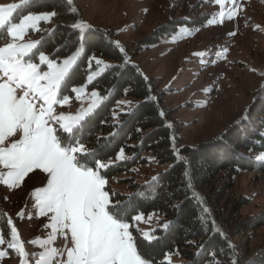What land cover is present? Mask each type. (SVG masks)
<instances>
[{"label": "rangeland", "instance_id": "374dc122", "mask_svg": "<svg viewBox=\"0 0 264 264\" xmlns=\"http://www.w3.org/2000/svg\"><path fill=\"white\" fill-rule=\"evenodd\" d=\"M13 3L20 4V0H0V5ZM235 5L237 8L232 18H229L228 13L234 7L233 0H225L223 5L217 4L216 0H72L67 10L75 7L81 13L79 21L91 25L92 29L101 28L114 33L115 43L119 42L125 49L128 62L137 65L145 76L154 78L158 90L164 93V105L170 118L178 122L182 143L195 145L215 138L237 120L247 119L246 109L255 96L264 95V0H235ZM32 6L31 0L22 5L14 13L16 20L28 12L54 11L56 15L62 12L57 8L35 12ZM221 11L225 13L222 22L210 24L209 20H220ZM55 17L53 21H56ZM52 20L41 21L36 29H29L24 40L18 43L37 42L40 51L50 59L54 58L57 63H62L73 53L57 58L56 48L50 51L41 48L43 33L51 29ZM196 21L202 24H196ZM162 26L169 29L159 32V41L143 40L153 34L154 29ZM85 37L79 36L82 39L79 46L84 48ZM9 42L11 37L0 34V46ZM93 55L111 67L115 64L97 53L91 54L90 58ZM89 67L91 70L85 80L71 84L69 89L87 85L81 98L77 99L76 94L68 90L67 81L62 84V93L69 95V103L58 105V114L74 115L81 108H87L93 91L103 97V102L107 100L108 95H102L99 88L89 86L108 68L100 72L94 61ZM42 68L47 70L45 65ZM92 72L98 75L88 83L87 77ZM116 101L114 122H117L120 114L131 112L140 99L124 95ZM260 154L262 152H257L256 157ZM167 168L168 165H160L151 158L149 165L135 169V177L140 181L150 180ZM257 173L242 172L234 179V187L228 191L226 200L230 207L240 195L250 198V203L238 214L241 220L264 209V175ZM129 175L121 174L107 179L106 190L111 187L113 191L125 192L126 187L119 179ZM45 184L46 174L39 170L29 173L18 188L9 189L0 184V234L6 241L0 245V251L7 253L0 259V264H22L25 259L7 246V241L11 239L8 219L12 220L24 243L28 253L27 264H37L40 257L52 248L63 255L55 256L51 264H59L61 259L66 261V249L72 246L70 232L67 235L57 233L50 243H44L51 235V229L47 227L50 220L46 216H39L34 207L35 201L31 194ZM21 212L23 217L20 216ZM129 224L130 231L137 229L142 236L152 234L155 238L154 233L159 228L166 230L170 221L158 212H151L144 214L141 221L133 220ZM165 224H168L166 229L163 227ZM238 241L252 255L264 244V226L246 230L236 237L235 242ZM163 260L169 264L188 262L179 250L167 253Z\"/></svg>", "mask_w": 264, "mask_h": 264}, {"label": "trees", "instance_id": "16d2710c", "mask_svg": "<svg viewBox=\"0 0 264 264\" xmlns=\"http://www.w3.org/2000/svg\"><path fill=\"white\" fill-rule=\"evenodd\" d=\"M32 7L35 12L53 8L62 11L56 15V21L52 20L51 29L43 33L41 48H56L57 58L73 53L82 40L72 27L79 21L80 11H68L67 0H36ZM165 29L169 28L154 29L143 40L159 41L161 30ZM84 41L86 51L66 80L68 90L71 84L85 80L91 70V54L97 53L115 64L89 86L99 88L108 98L83 122L82 142L87 149L98 150L101 161L108 164L101 170L105 179L130 173L119 179L125 192L107 187L113 203L119 201L120 206L127 208V216L158 212L170 221L166 230L159 228L154 233L156 237L151 242L133 229L138 251L151 264H169L163 259L175 250L188 260L184 264H264V244L249 255L240 241L235 242L246 230L264 226V209L241 220L238 214L250 198L240 195L231 207L226 200L234 179L242 172L258 171V175H264V161L256 157L257 152L264 153V95L255 96L246 109L247 119L237 120L209 141L184 145L178 122L170 118L164 105V93L158 90L155 79L145 76L137 65L125 64L123 54L115 47L114 33L94 28L87 32ZM124 95L134 96L140 102L114 122L116 100ZM121 149L124 160L117 158ZM151 158L168 168L155 181L138 180L135 169L149 165ZM185 171L190 174L192 189L186 186ZM204 207L208 214L202 211ZM133 220L129 218L127 222Z\"/></svg>", "mask_w": 264, "mask_h": 264}, {"label": "snow or ice", "instance_id": "6c2138e0", "mask_svg": "<svg viewBox=\"0 0 264 264\" xmlns=\"http://www.w3.org/2000/svg\"><path fill=\"white\" fill-rule=\"evenodd\" d=\"M28 3L29 0H20V4L0 5V34L11 37V42L0 46V184L15 189L29 173L39 170L46 174V184L31 195L39 216L50 220L47 227L51 229V235L44 243H50L57 233L67 235L70 232L72 246L66 249V261L61 259L59 264H151V260L138 251L137 240L127 222L129 218L141 221L143 213L129 217L126 207L120 206L119 201L113 203L109 190H106L108 181L101 171L108 164L101 161L98 150H89L82 142L83 122L99 107L103 97L93 91L87 108H81L74 115L57 113L58 105L69 103V95L62 93V84L85 48L76 47L73 54L57 63L37 48V42L18 43L24 40L29 29H36L41 21L49 22L56 16L54 11L28 12L16 20L14 13ZM67 3L71 5L72 0ZM216 3L223 5L225 0H216ZM233 4L229 18L237 8L235 0ZM71 11L75 13L76 8L72 7ZM224 15L221 11L220 20L212 19L209 23L222 22ZM72 27L78 30L81 38L92 30V26L82 20ZM115 47L127 64L129 58L125 49L119 42ZM93 61L100 72L111 67L94 55L88 61L89 66ZM97 75L92 72L87 82L91 83ZM86 86L70 91L79 99ZM177 155L183 159L179 153ZM117 158H126L123 149ZM257 160L264 161V153ZM184 175L186 186L192 189L190 174L185 171ZM156 179L153 177L154 181ZM193 196L200 199L195 192ZM202 211L209 212L207 207ZM23 215L21 212L20 216ZM7 223L11 225V239L7 246L25 258L22 264H27L24 243L12 220L8 219ZM163 227L166 229L168 224ZM143 239L151 242L154 237L145 234ZM5 243L0 234V245ZM6 255L0 251V259ZM57 255L63 253L52 248L40 257L37 264L45 261L51 264Z\"/></svg>", "mask_w": 264, "mask_h": 264}]
</instances>
